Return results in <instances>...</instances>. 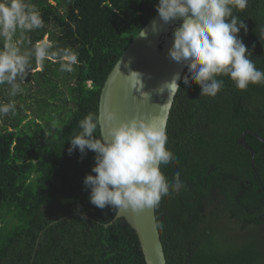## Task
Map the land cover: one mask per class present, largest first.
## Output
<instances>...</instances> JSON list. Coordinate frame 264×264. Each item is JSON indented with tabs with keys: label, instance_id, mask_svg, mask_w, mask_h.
Masks as SVG:
<instances>
[{
	"label": "trees",
	"instance_id": "trees-1",
	"mask_svg": "<svg viewBox=\"0 0 264 264\" xmlns=\"http://www.w3.org/2000/svg\"><path fill=\"white\" fill-rule=\"evenodd\" d=\"M26 2L44 26L17 32L21 51L48 37L51 51L71 50L77 63L61 71L54 57L37 70L33 56L25 80L17 78L19 94L10 97L0 85V104H15L0 116V264H146L126 220L106 227L116 213L89 202L83 180L95 175V153L81 158L67 149L79 121L99 114L109 73L157 14L158 0ZM235 14L247 24L240 37L250 59L264 71V0H249ZM218 78L224 85L214 98L182 79L168 122L166 147L178 163L161 171L169 181L179 171L186 185L156 207L168 264H264V143L245 136L256 152L253 167L239 142L247 131L264 138V85L242 91Z\"/></svg>",
	"mask_w": 264,
	"mask_h": 264
},
{
	"label": "clouds",
	"instance_id": "clouds-1",
	"mask_svg": "<svg viewBox=\"0 0 264 264\" xmlns=\"http://www.w3.org/2000/svg\"><path fill=\"white\" fill-rule=\"evenodd\" d=\"M249 0H158L155 5L161 21L165 24L180 19L173 29V43L168 58L187 68V74L173 73L170 80L163 81L156 92L168 93L162 108L170 107V100L179 92L178 81L183 79L186 87L199 85L201 96L216 97L227 76L236 89L247 90L249 85H264V71L256 68L250 59L252 52L240 37L248 28L244 19L236 15L248 6ZM44 21L35 5L26 0H0V39L5 44L0 50V85H7L8 95L15 97L22 89L30 69L31 59L41 66L46 59L59 58L61 71H72L77 54L71 50L51 51L45 42L21 51L13 40L21 35L40 29ZM142 32L141 34H143ZM254 47V46H253ZM130 64L125 65L129 67ZM20 78L18 82L17 78ZM144 74L129 68L126 76L131 92L139 93L141 99L149 100ZM191 82V83H190ZM15 112L14 103L0 104V116ZM117 114L105 109L103 114H88L79 121V132L70 140L68 154L77 149L83 158L86 150L95 153L91 173L84 177L85 189H90L89 202L103 210L111 208L118 214L121 210L139 213L156 208L164 197L179 193L186 185L177 171L169 181L161 171V165L178 163L175 155L166 147L168 136L166 122L152 118L133 117L114 125ZM103 122L102 135H96ZM162 227V225H158Z\"/></svg>",
	"mask_w": 264,
	"mask_h": 264
},
{
	"label": "water",
	"instance_id": "water-1",
	"mask_svg": "<svg viewBox=\"0 0 264 264\" xmlns=\"http://www.w3.org/2000/svg\"><path fill=\"white\" fill-rule=\"evenodd\" d=\"M180 23V19H175L165 24L160 20L158 13L149 21L109 73L100 96L99 114H103L105 109L114 111L117 114L114 125L133 117H142L146 120L156 118L158 121H165L167 129L178 92L171 98L170 107L165 109L160 106L167 102L168 93L165 91L159 94L156 88L163 81L170 80L175 72L179 71L183 77L187 69L171 61L167 55L174 40L173 29ZM142 32L144 33L141 34ZM128 64H130L129 67H125ZM129 68L144 74L145 88L143 91L151 94L149 100L141 99L139 93L129 90L126 80ZM181 81L182 79L178 81L179 85ZM100 132L101 135L105 132L103 122ZM247 133L253 134L263 143L264 138L252 131L244 132L240 137L241 146L249 150L252 155L251 163L254 167L256 152L246 141ZM121 218H124L136 232L146 264H168L158 227L156 208L145 209L139 213H134L130 209L121 210L109 224H106V227Z\"/></svg>",
	"mask_w": 264,
	"mask_h": 264
},
{
	"label": "rangeland",
	"instance_id": "rangeland-1",
	"mask_svg": "<svg viewBox=\"0 0 264 264\" xmlns=\"http://www.w3.org/2000/svg\"><path fill=\"white\" fill-rule=\"evenodd\" d=\"M45 41H46L47 43H49V39H48V37H45V39H44L42 42H45ZM37 70H40V65H39V64H38V69H37ZM31 72L33 73L34 70L31 71ZM0 101H1V100H0ZM34 113H35V110H34V111L32 110L30 116L33 117V116H34ZM0 120H2L1 117H0Z\"/></svg>",
	"mask_w": 264,
	"mask_h": 264
}]
</instances>
